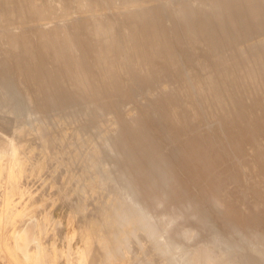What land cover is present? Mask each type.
Here are the masks:
<instances>
[{
	"label": "bare ground",
	"instance_id": "obj_1",
	"mask_svg": "<svg viewBox=\"0 0 264 264\" xmlns=\"http://www.w3.org/2000/svg\"><path fill=\"white\" fill-rule=\"evenodd\" d=\"M178 2L0 0V111L17 122L0 134V220L29 217L12 244L0 239L13 264L129 262L139 230L163 264H264V0ZM208 65L215 74L202 75ZM31 135L45 155L32 176L54 159L70 170L73 211L102 197L101 220L87 212L63 248L43 238L51 213L20 200ZM185 216L214 233L185 248L199 235L175 228Z\"/></svg>",
	"mask_w": 264,
	"mask_h": 264
},
{
	"label": "rangeland",
	"instance_id": "obj_2",
	"mask_svg": "<svg viewBox=\"0 0 264 264\" xmlns=\"http://www.w3.org/2000/svg\"><path fill=\"white\" fill-rule=\"evenodd\" d=\"M165 3L169 6H172L175 10H177L180 7V3L178 0H164ZM189 2H193L195 4L203 3L206 1V3L210 6L214 5L213 0H187ZM4 15L3 10L0 8V17ZM49 25L53 23V20H47L46 21ZM210 67L205 66V68H200L201 74L205 76L213 75L215 72L211 68V65H208ZM196 69V67H193ZM192 68V69H193ZM195 69L193 71H195ZM206 70V71H205ZM211 70V71H210ZM197 71V70H196ZM199 71V70H198ZM204 71V72H203ZM209 72V73H208ZM159 91V90H158ZM158 94L159 92L156 91ZM185 94V93H184ZM182 93V98L181 101L183 103H190L191 99L189 100L190 97H188L187 94H185V98L183 97ZM188 98V99H187ZM132 107L131 105L127 104V107ZM2 113V114H1ZM6 112H1L0 111V134L3 135L6 138H12L14 136L16 127H17V122L15 120V115L11 113H6ZM11 114V115H10ZM10 116V117H9ZM6 117V118H5ZM37 117V116H36ZM34 115L28 116L25 119L26 125H32L37 122V118ZM11 119V120H8ZM14 119V120H13ZM27 121V122H26ZM4 122H8V127ZM34 122V123H32ZM211 122V123H210ZM15 125H14V124ZM28 123V124H27ZM209 123V125H208ZM213 120L211 121H206L205 124H202L203 129L207 127L209 129L213 125ZM201 127V128H202ZM202 129V130H203ZM206 130V129H205ZM13 134V135H12ZM31 138L27 140L24 139V141H28L31 143V145L38 147L36 151H30L26 155L32 159V162L27 161V164L25 166V171L26 174H24L21 179V185L23 188L26 189L27 193L20 199V196L15 195L14 198L16 201H22L23 204L29 205V207L35 211L36 215L39 217H42L46 212L51 213L53 218L49 221H47V231L45 232L43 238L45 241H50L53 237L56 238V242L59 245L60 248L65 247V245L68 243L67 238L65 236L72 232V230H79L80 232L88 225L87 221V212L90 216H92L96 220H101V216L103 215L104 209L99 206V202L102 201V197L99 194H95L94 197L86 200L88 206L85 208L86 211H73L74 208V202H76L78 199L77 193H75L73 190V186L69 185L66 187V194L64 195V184L66 183L67 176L70 174V170L66 168V165H59L57 166V162L54 159H49L46 160L45 167L43 171L41 172L40 175L38 176H32L31 170H32V164L39 162V161H44L45 155L41 152V143L40 140L34 135L29 136ZM33 137V138H32ZM7 144L4 142L0 143V148L2 150L7 148ZM7 161L10 162L11 160L8 159ZM58 169H57V168ZM77 168V169H75ZM84 168L83 165H77L76 167H73L72 169L74 173H79L82 171ZM57 169V170H56ZM56 170V171H55ZM72 171V170H71ZM8 179L7 173H4L1 176V180L3 183H6ZM233 187V186H231ZM4 193L3 190H0V213L4 209V199L3 195ZM30 197V198H29ZM20 199V200H19ZM96 200L99 202L97 203ZM26 201H28L26 203ZM96 202V203H95ZM262 207L260 208V210ZM77 213V214H76ZM73 219V221H72ZM29 217H18L14 222H3L0 220V239L1 238H10L9 242L12 244L14 238V232L15 231H22V229L29 223ZM71 221L74 223L73 225L70 224ZM5 224V225H4ZM175 228L177 229H193L199 233L198 237L196 239L188 240L185 243V248L187 245V248H193L196 243L200 239L207 238L210 236L212 233H214L213 229L210 227L209 224H206L202 221H199L193 217H181L179 222L175 224ZM256 229L262 230L263 225H257ZM14 230V231H13ZM218 233L223 232L224 227L221 223H219L218 227ZM236 233V234H235ZM232 234V238H234L236 241H241L240 234L238 232H235ZM56 234V235H55ZM239 234V235H238ZM237 235V236H236ZM75 236V238H74ZM73 238H71L70 242L72 245V257L75 258V260L78 259V257L81 254V250L84 247L83 241H81L80 236L74 235ZM72 237V236H71ZM249 240V239H248ZM251 241V240H249ZM73 242V243H72ZM141 242V243H140ZM255 243V242H254ZM252 244V243H251ZM143 246V247H142ZM9 247V246H8ZM142 249V250H141ZM184 249V248H183ZM1 249L0 248V264H13V260L11 257H9L8 250ZM189 249H184L183 251H186ZM8 254V255H7ZM137 254V255H136ZM154 251H153V246L151 242L149 241V238H147L146 234L144 233L143 230L138 231V239L137 238H131L130 241V253H129V262H123L121 264H163V260L161 259L160 256H153ZM218 257H220L218 255ZM136 259V260H135ZM11 260V261H10ZM142 260V261H141ZM149 260V261H148ZM61 264H64L63 261H61Z\"/></svg>",
	"mask_w": 264,
	"mask_h": 264
}]
</instances>
